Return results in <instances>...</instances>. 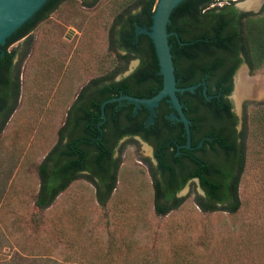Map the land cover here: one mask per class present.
I'll list each match as a JSON object with an SVG mask.
<instances>
[{
	"label": "rangeland",
	"instance_id": "obj_1",
	"mask_svg": "<svg viewBox=\"0 0 264 264\" xmlns=\"http://www.w3.org/2000/svg\"><path fill=\"white\" fill-rule=\"evenodd\" d=\"M254 1L264 0L235 6ZM129 2H62L11 48L19 93L0 131V264H264V124L257 128L253 121L264 100L236 101L243 66L229 95L244 134L234 213L219 205L201 211L196 201L203 194L193 180L177 193L176 208L155 215L149 174L155 164L151 149L136 137L115 149V183L103 207L81 176L47 209L33 206L35 167L80 89L92 78L112 74L119 80L137 67V60L123 63V53L108 47L113 16ZM261 75L264 61L248 76Z\"/></svg>",
	"mask_w": 264,
	"mask_h": 264
},
{
	"label": "trees",
	"instance_id": "obj_2",
	"mask_svg": "<svg viewBox=\"0 0 264 264\" xmlns=\"http://www.w3.org/2000/svg\"><path fill=\"white\" fill-rule=\"evenodd\" d=\"M65 1L69 0H59L41 21ZM129 1V6L120 9L113 16L108 47L123 53L119 56L123 63L135 59L138 60V65L129 76L119 81L114 82L112 74H109L92 78L80 89L66 112L63 125L57 130L55 143L35 167L38 187L33 206L38 211L47 209L79 176L96 187L98 172L103 173L105 179L109 177L104 194L95 192L98 205L104 206L114 187L118 160L112 161L113 170L91 168H101L104 159L110 156L105 148L104 138L105 130L110 125L109 134L112 137L139 135L143 141L148 142L150 136H153V159L156 165L153 170H149V174L152 179L155 215H165L180 204L181 199L174 194L183 188L188 179H197V185L202 190L203 196L196 201L201 211H210L219 205L223 211L234 213L238 208L237 184L243 162L244 134H240L241 147L236 149L239 153L237 170H225L221 164L211 168L203 164L201 166L196 160L193 161L196 169L191 170L188 166L179 165L178 157L187 149L178 146L184 144L185 136L180 122L175 120L176 123H173L170 118L165 117L170 111L173 113L169 104L163 106L165 111L159 119L154 114L152 122L146 125L148 114L142 117L140 108L136 112L134 107L108 111L112 104L109 103L103 108L104 122L97 126L101 121L99 105L104 100L119 95L150 98L161 87L151 40H140L142 34L135 33L137 28L149 30L157 0ZM212 1L200 0L195 4L190 2L169 31L176 33L177 37L173 35L176 43L172 51L179 59V87L199 84L192 91L180 93L182 106L196 130L197 145L203 136L206 137L198 151L209 145L214 153L221 149L227 155L233 152L234 146L226 143L210 125V117L217 122L219 115L228 116L229 105L225 96L231 92V86H227V76L218 73V70L223 65L224 58L233 59L238 52L244 56L251 73L261 67L264 61V1L258 14H236L234 8H207ZM127 8L136 10L131 13ZM35 27L36 25L21 39H28ZM14 54V49L0 53V81L2 72L14 73L13 103L0 121V131L16 107L19 93V73L12 64ZM240 62L241 60L237 65ZM71 112L74 113L72 118ZM255 114L257 116L253 121L258 124L256 127H262L264 109ZM69 124L68 132H71V137L76 135L62 142ZM77 126L80 127L78 133ZM5 171L6 177L10 175L11 170H2L1 175Z\"/></svg>",
	"mask_w": 264,
	"mask_h": 264
},
{
	"label": "water",
	"instance_id": "obj_3",
	"mask_svg": "<svg viewBox=\"0 0 264 264\" xmlns=\"http://www.w3.org/2000/svg\"><path fill=\"white\" fill-rule=\"evenodd\" d=\"M58 1L0 0V53L10 50L48 14ZM198 1L200 0H157L151 15L149 30L137 28L135 33L142 34L140 40L147 38L151 40L158 66L157 74L161 77V87L150 98L119 95L104 100L99 105L101 121L97 126L104 122L103 108L109 103L112 104L109 105L108 111L134 107V112H136L140 108L142 117L148 114L146 125L152 122L151 116L153 113L159 119L165 111L163 106L169 104L173 113L168 118L177 120L183 127L185 141L178 148H185L187 150L180 154L182 159L198 151L196 130L182 106L180 93L192 91L199 84L185 88L179 87L177 73L179 59L172 51V47L176 43V39L174 38V36L176 37V33L169 31L170 27L189 3L193 2L195 4ZM204 90L205 87L203 86Z\"/></svg>",
	"mask_w": 264,
	"mask_h": 264
},
{
	"label": "flooded vegetation",
	"instance_id": "obj_4",
	"mask_svg": "<svg viewBox=\"0 0 264 264\" xmlns=\"http://www.w3.org/2000/svg\"><path fill=\"white\" fill-rule=\"evenodd\" d=\"M221 1H223L224 3H222ZM241 1H243V0H213L207 8H234L235 11L237 12L236 14H244V13L258 14L261 11L260 8L262 7L263 3L259 5V7H258L259 10L257 12H253V11H256L258 8L257 9H248L245 7H243V10H250V11H247V12L241 11L238 9V7L235 6L236 3H239ZM240 4H242V3H240ZM239 60H241V62L237 65ZM223 61H224V63L220 67V69L218 70V73H224L225 76H227V78H228L227 86L230 85L231 89L234 86V76L241 66L244 67L241 71L244 70L245 73L247 74V77L249 78L248 75L251 74V72L247 66V63L244 61V56L240 52H238L237 55L233 59L224 58ZM12 64H14L13 60H12ZM137 65H138V60H137ZM130 74L126 75L125 77L129 76ZM1 75L2 76H1V81H0V100H1L0 101L1 102L0 103V107H1L0 108V121L3 119V116L6 113V111L8 110V108L12 105L13 94H14V73L12 71L6 72V73L2 72ZM125 77H123V78H125ZM237 77H238V75H237ZM123 78H121V79H123ZM253 78H255V77H253ZM121 79H119V80H121ZM250 79H252V78H250ZM119 80H113V81L116 82ZM235 86H236V83H235ZM230 93L227 96H225V100L229 105L228 116H226L224 114L219 115V120L217 122L214 118L210 117V125H211L212 129H214V132L221 135L220 137L222 139H224L226 141V143L234 146V148L232 149L233 152L225 155L224 152L221 149H219L218 153H214V151L211 149V146L206 145L202 150L197 151V152H195V153H193V154H191V155H189L183 159L181 156H179L178 157V160L180 163L179 165L188 166L189 168H191V170H195L196 168L193 165V161L196 160V161L200 162L199 164L201 166L203 164V165L211 168V167H214V166L216 167V165L221 164L225 167V170H237L238 163H239V153L236 149H240V147H241V137H240L241 133L237 129V124H238L237 123V121H238L237 116H236L235 112L233 111L231 103L229 102ZM168 109H169V107H168ZM73 114L74 113L71 112V118L73 117ZM170 114H171V111L165 117L168 118V116ZM153 115H154V113L152 114V116ZM152 116H151V119H152ZM147 119H148V116H147ZM147 119H146V123H147ZM171 120L173 123H176L175 120H173V119H171ZM201 125H202V123H201ZM69 128H70V124L67 127L66 132H64L62 142H66L67 139L73 138L76 135L75 134L71 137V132H68ZM79 129H80V127L77 126L76 127V133H78ZM110 130H111V126L109 125L107 127V129L105 130V134H104V138L106 140L105 148L107 149V151L110 152V156L108 158L104 159L101 168L94 166L91 168V170H113L112 161L115 159V157H114L115 149L118 146L120 141L127 139V138H135L136 137L140 141H142L144 144H146L151 149V156L153 159V143H154L153 136H150V139L148 140V142L143 141L139 135L121 136V137L117 138L114 136L112 137L109 134ZM205 138L206 137L203 136V138H201V140L198 142V145H197L198 148L202 145V141ZM208 140H210V139H208ZM154 164L156 165L155 160H154ZM179 165L176 164L177 168H179ZM173 166L175 168V165H173ZM107 178L109 179V177H106V179H105V176L103 173H101V172L97 173V175H96L97 186L94 187V192L99 191L100 194H104V191L106 190V184H107L106 182H108ZM100 179L102 180L101 182L98 181ZM193 180L197 184V179H188L186 181V183L189 181H193ZM201 192H202V190H201ZM177 193L174 194V196L176 198H177Z\"/></svg>",
	"mask_w": 264,
	"mask_h": 264
},
{
	"label": "bare ground",
	"instance_id": "obj_5",
	"mask_svg": "<svg viewBox=\"0 0 264 264\" xmlns=\"http://www.w3.org/2000/svg\"><path fill=\"white\" fill-rule=\"evenodd\" d=\"M261 1L247 2L242 4V7L248 9H257ZM243 9V8H241ZM256 98L257 100H264V76H257L255 78H248L245 71H241L238 74L236 80V92L235 99L237 102L241 101L243 98Z\"/></svg>",
	"mask_w": 264,
	"mask_h": 264
},
{
	"label": "crops",
	"instance_id": "obj_6",
	"mask_svg": "<svg viewBox=\"0 0 264 264\" xmlns=\"http://www.w3.org/2000/svg\"><path fill=\"white\" fill-rule=\"evenodd\" d=\"M14 110H15V109H14ZM67 110H68V109H67ZM13 112H14V111H13ZM66 112H67V111H66ZM65 116H66V113H65ZM65 116H64V119H65ZM63 122H64V120H63ZM63 122H62V124L59 126V128L63 125ZM59 128H58V129H59ZM58 129H57V130H58ZM57 130H56V133H57ZM55 141H56V140H55ZM54 143H55V142H54ZM54 143H53V144H54ZM50 148H51V147H50Z\"/></svg>",
	"mask_w": 264,
	"mask_h": 264
}]
</instances>
